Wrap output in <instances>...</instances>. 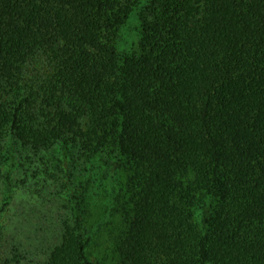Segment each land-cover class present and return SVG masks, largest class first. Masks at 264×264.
Listing matches in <instances>:
<instances>
[{"label":"trees","instance_id":"trees-1","mask_svg":"<svg viewBox=\"0 0 264 264\" xmlns=\"http://www.w3.org/2000/svg\"><path fill=\"white\" fill-rule=\"evenodd\" d=\"M138 2L0 0V161L104 162L114 264H264V0H149L120 53ZM91 184L45 264H103Z\"/></svg>","mask_w":264,"mask_h":264},{"label":"rangeland","instance_id":"rangeland-1","mask_svg":"<svg viewBox=\"0 0 264 264\" xmlns=\"http://www.w3.org/2000/svg\"><path fill=\"white\" fill-rule=\"evenodd\" d=\"M149 0H139L118 37V50H133L139 36L138 13ZM49 149L34 152L19 148L14 164L0 161V264H45L61 241L70 221L66 188L70 182L91 174V199L94 216L90 224V252L103 264H114L109 231L119 224L113 215V199L105 192L111 177L104 162L96 161L89 170L86 162L71 161L65 167ZM76 152V149L73 151ZM10 171L12 188L7 189L5 174Z\"/></svg>","mask_w":264,"mask_h":264}]
</instances>
